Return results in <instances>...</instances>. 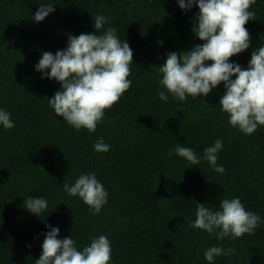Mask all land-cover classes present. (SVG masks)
Instances as JSON below:
<instances>
[{
	"label": "trees",
	"instance_id": "trees-1",
	"mask_svg": "<svg viewBox=\"0 0 264 264\" xmlns=\"http://www.w3.org/2000/svg\"><path fill=\"white\" fill-rule=\"evenodd\" d=\"M39 2L0 0V108L15 122L10 130L0 127V264H35L45 224L58 227L60 238L72 234L78 248L106 235L114 264H208L203 252L212 245L236 249L215 264H264V223L235 240L189 227L196 203L216 209L233 197L264 219V126L251 135L231 127L219 106L222 84L204 97L207 103L191 96L164 103L157 96L165 54L202 43L191 31L198 9L184 13L176 0H51L55 11L34 23ZM249 10L256 14L245 24L250 47L230 57L245 68L264 43V0ZM97 13L110 18L105 27H115L132 49V83L89 133L55 115L47 98L60 85L41 79L34 65L42 51L66 47L69 34L93 32ZM99 138L109 151H94ZM217 138L223 174L205 161L191 167L166 155L177 142L202 155ZM87 172L108 192L95 216L63 191V182ZM29 195L48 201L40 218L23 208Z\"/></svg>",
	"mask_w": 264,
	"mask_h": 264
},
{
	"label": "clouds",
	"instance_id": "clouds-1",
	"mask_svg": "<svg viewBox=\"0 0 264 264\" xmlns=\"http://www.w3.org/2000/svg\"><path fill=\"white\" fill-rule=\"evenodd\" d=\"M176 2L184 13L194 6L198 9L192 17L191 31L202 43L194 44L186 51L165 54L163 63L157 67L161 74L157 91L159 100L167 103L169 96L180 102L188 96L204 100L222 84L224 92L219 106L228 114L229 125L245 135L253 134L258 126H264V43L251 51L246 68L230 57L250 47L251 38L245 24L255 19V12L249 9L256 0ZM38 5L35 14L31 15L34 23L42 22L55 11L51 0H40ZM109 19L97 13L93 18V32L69 34L66 47L55 54L42 51L34 65L41 79L59 83V89L47 98L48 104L57 117L77 131L84 128L89 133L95 132L97 124L103 122L104 110L118 102L132 83L128 79L133 64L132 49L125 39L118 37L115 27H105ZM11 115L0 108V127L5 130L15 127ZM110 147L103 138L93 145L98 153L107 152ZM222 150L223 141L217 138L204 148L202 155L179 142L166 155L175 154L191 167L205 161L215 172L223 174V165L217 164L218 153ZM63 191L81 199L93 216L108 203V192L95 172L80 174L74 183L63 182ZM206 205L195 204V219L189 227L200 229L216 240L238 239L244 234H252L264 223L260 215L246 210L239 197L221 199L216 209ZM48 207V201L43 197L29 195L23 199V208L38 218ZM45 227L48 231L43 233L41 253L35 264H114L111 242L106 235L94 236L89 244L78 248L72 234L60 238L58 227L48 224ZM235 252L233 247L212 245L203 256L208 264H215L217 257Z\"/></svg>",
	"mask_w": 264,
	"mask_h": 264
},
{
	"label": "rangeland",
	"instance_id": "rangeland-1",
	"mask_svg": "<svg viewBox=\"0 0 264 264\" xmlns=\"http://www.w3.org/2000/svg\"><path fill=\"white\" fill-rule=\"evenodd\" d=\"M166 58V56L165 57H163V61H164V59Z\"/></svg>",
	"mask_w": 264,
	"mask_h": 264
}]
</instances>
